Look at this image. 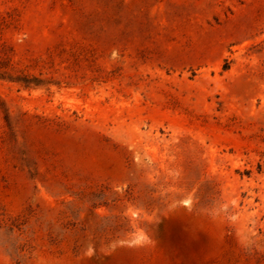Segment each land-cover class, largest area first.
Here are the masks:
<instances>
[{
  "label": "rangeland",
  "instance_id": "obj_1",
  "mask_svg": "<svg viewBox=\"0 0 264 264\" xmlns=\"http://www.w3.org/2000/svg\"><path fill=\"white\" fill-rule=\"evenodd\" d=\"M0 76V264H264V0H0Z\"/></svg>",
  "mask_w": 264,
  "mask_h": 264
},
{
  "label": "trees",
  "instance_id": "obj_2",
  "mask_svg": "<svg viewBox=\"0 0 264 264\" xmlns=\"http://www.w3.org/2000/svg\"><path fill=\"white\" fill-rule=\"evenodd\" d=\"M0 79H4V77L0 76ZM8 80L11 81V82L21 83L24 86H26L27 83H28L27 80H25V78H16L15 80H12V79L8 78Z\"/></svg>",
  "mask_w": 264,
  "mask_h": 264
}]
</instances>
